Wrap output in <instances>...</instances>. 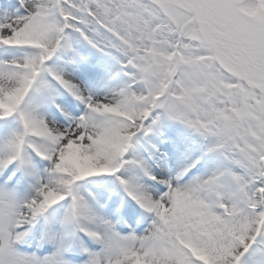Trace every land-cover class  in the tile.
<instances>
[{"label": "snow or ice", "instance_id": "1", "mask_svg": "<svg viewBox=\"0 0 264 264\" xmlns=\"http://www.w3.org/2000/svg\"><path fill=\"white\" fill-rule=\"evenodd\" d=\"M0 264H264V0H0Z\"/></svg>", "mask_w": 264, "mask_h": 264}]
</instances>
